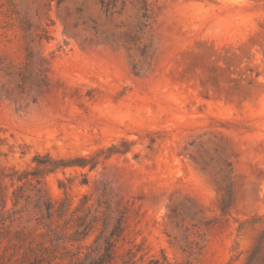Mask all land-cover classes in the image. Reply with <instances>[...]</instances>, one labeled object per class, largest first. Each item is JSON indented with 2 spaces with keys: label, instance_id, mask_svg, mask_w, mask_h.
Listing matches in <instances>:
<instances>
[{
  "label": "rangeland",
  "instance_id": "374dc122",
  "mask_svg": "<svg viewBox=\"0 0 264 264\" xmlns=\"http://www.w3.org/2000/svg\"><path fill=\"white\" fill-rule=\"evenodd\" d=\"M132 1L107 21L99 0H0V86L25 56L27 27L29 38L49 36L35 51L52 83L36 101L0 97V164L22 171L37 154L96 156L94 167L42 173V186L72 209L84 197L90 210L102 202L111 218L129 205L119 253L130 247L142 264L162 255L243 264L264 232V0H151L156 20L142 42L154 57L139 74L135 50L116 35L136 21ZM87 18L111 38L94 39L80 25ZM225 176L233 198L223 212ZM34 214L29 206L12 229L35 225Z\"/></svg>",
  "mask_w": 264,
  "mask_h": 264
},
{
  "label": "trees",
  "instance_id": "16d2710c",
  "mask_svg": "<svg viewBox=\"0 0 264 264\" xmlns=\"http://www.w3.org/2000/svg\"><path fill=\"white\" fill-rule=\"evenodd\" d=\"M62 0H57L60 3ZM136 21L129 29L116 32L122 41L135 50V60L132 71L139 74V62L147 58L150 61L154 52L148 50L145 42H142L144 34L151 30L156 20L155 6L151 0H134ZM99 7L107 21L113 16H120L125 8V0H99ZM78 11H82L80 7ZM79 22L74 25L77 26ZM80 25L88 30L94 39L109 40L111 36H102L99 23L93 18L83 19ZM115 28L122 27L115 24ZM27 39L25 44V56L18 66L8 67L7 75L10 87L0 86V97L10 99L24 98L28 96L36 101L52 88L51 80L47 75L48 61L42 56L35 46L49 38L47 32L41 29L34 38H29L28 27L24 28ZM113 146L106 150L109 152ZM103 151V150H102ZM231 153L225 157L229 173H232ZM85 161V162H81ZM35 166L32 170H18L14 167H6L0 164V264H116L120 257L121 264H142L143 256L136 258L137 251L126 248L119 253L118 243L128 227L131 207L123 205L118 208L115 216L108 214V206L99 202L94 210L86 204V197L80 202V206L71 208V202L66 195L63 199L52 201L46 194L41 175L74 164L84 166L89 164L94 167L97 163L96 156L80 158L79 160H62L51 157L48 153L44 157L35 155L32 158ZM227 177L223 178V182ZM9 184V185H8ZM25 184L31 186L32 195L24 194L22 188ZM8 187H13L8 195ZM63 187V186H62ZM232 181L224 185V198L220 203V209L226 212L232 203ZM8 201L11 208H7ZM23 203L17 207L18 203ZM29 206L34 211L32 218L35 225L23 224L12 229L14 222L28 214ZM28 218L26 222H30ZM41 229V231H38ZM95 233L92 241L84 244L83 241ZM264 232L255 241L248 251L243 264H264V247L261 239ZM6 240L4 245H1ZM77 243L75 250L68 245ZM66 260V262H64ZM145 264H192L188 260L171 262L162 255L150 256ZM226 264H231L227 262Z\"/></svg>",
  "mask_w": 264,
  "mask_h": 264
}]
</instances>
